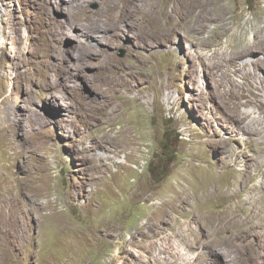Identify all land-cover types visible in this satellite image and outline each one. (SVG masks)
I'll use <instances>...</instances> for the list:
<instances>
[{
	"label": "rangeland",
	"instance_id": "rangeland-1",
	"mask_svg": "<svg viewBox=\"0 0 264 264\" xmlns=\"http://www.w3.org/2000/svg\"><path fill=\"white\" fill-rule=\"evenodd\" d=\"M100 1L0 0V264H264V0Z\"/></svg>",
	"mask_w": 264,
	"mask_h": 264
},
{
	"label": "bare ground",
	"instance_id": "bare-ground-1",
	"mask_svg": "<svg viewBox=\"0 0 264 264\" xmlns=\"http://www.w3.org/2000/svg\"><path fill=\"white\" fill-rule=\"evenodd\" d=\"M76 1L77 0H68V2H70L72 5L74 3H76ZM138 1H140V0H126L123 5H120L119 3H117L114 0H101L100 1L101 2V10H102V12H104L106 14V20L114 19L116 21H119V20L124 21L125 19L132 18V16H134V15L139 16L141 11L143 12ZM196 1L197 0H187V2H186V8L187 9H185V10L192 9V7H196L197 6ZM202 4H203V1H202ZM84 29L87 33L89 31L97 33L96 35L98 36L97 38L99 40H101L103 36L107 37L106 24L102 21V19L100 17L87 16L85 18ZM87 46L89 49H94L95 43L90 42ZM3 191H4V189H3ZM212 192H213V189H208L206 194L208 196H210V194ZM9 201H10V196L7 195V192L6 191L2 192V194L0 195V202L4 203L5 205L6 204L8 205ZM224 210L225 209H222L217 213L218 215H216L217 216L216 220H218V222L224 223L225 226L228 224L235 225V224L241 223V221L237 217L229 216L231 211H229V213L226 214ZM4 213H6V212H3V209H2L1 215L4 216ZM252 213H251V215H253ZM1 217H0V219H1ZM245 222H246V219H245ZM217 227H218V225H217Z\"/></svg>",
	"mask_w": 264,
	"mask_h": 264
}]
</instances>
